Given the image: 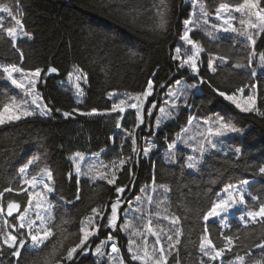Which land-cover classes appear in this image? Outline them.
I'll use <instances>...</instances> for the list:
<instances>
[{
    "label": "trees",
    "instance_id": "16d2710c",
    "mask_svg": "<svg viewBox=\"0 0 264 264\" xmlns=\"http://www.w3.org/2000/svg\"><path fill=\"white\" fill-rule=\"evenodd\" d=\"M204 2L214 12L220 0ZM11 3L19 5L25 29L32 34L33 39L17 42L24 53L23 64H20L19 54L11 48L10 42L0 41V63L20 64L26 71L54 66L58 73L44 75L39 84L45 103L53 109L51 117H29L0 126V190L8 186H19V167L32 156H40L41 160L37 165L30 166V171H39L47 166L53 172L56 191L51 194L50 199L55 205V222L68 220V223L62 225L66 229L64 235L68 237L64 240V248L78 240L81 221L91 215L93 208L109 205L116 198L114 186L104 181L93 184L81 176L80 184L77 185L75 175L69 180L68 173H74L69 157L77 151L88 156L101 154L102 158L110 157V161L114 152L125 157L132 155L131 164L125 166L117 180L118 185H128L124 194L127 200L139 194L143 186H151L153 178L157 187L160 184L169 186V212L181 217L183 229L178 264H197L200 259L198 244L204 227L202 219L195 212H186L185 207L206 210L225 184L238 183L241 179H248L249 191L264 200V176L258 173L259 167H264V115L240 112L209 87L211 84L231 92L253 80L249 75L250 69L231 67L233 63L246 64V60L242 59L246 50H241L239 44L232 49L231 35L212 39L202 31L191 32V36L206 49L200 57L199 72L207 83L200 84L199 90L190 98V107L182 108L175 122L168 123L159 130L157 140L161 149L150 158H145L142 151L138 157L134 156L131 138L122 135L124 126L134 128L135 112L127 113L128 116H133L131 123L126 119L127 115L124 116L120 128L116 127V117L121 115L107 113L113 103L108 99L111 92L139 94L146 89L147 81L152 79L154 92L148 100L158 104L175 81L195 79L190 69L179 68L180 61L173 59L185 30L184 21L193 12L192 3H188V0H168L170 11L166 33L149 30L155 22L154 0H11ZM130 9L140 13L137 26L129 25L122 14ZM4 23L8 26L14 22L9 18ZM130 49L137 53L134 59L128 58ZM256 49L258 54L253 63V69L257 72L255 81L261 92H264V72L259 69V53L264 52V41L258 40ZM209 53L226 55L229 63L222 64L213 74L207 68ZM216 64H220V61ZM75 66L82 68L88 76V82L84 85V98L79 104L76 103L74 93L62 85V81L68 78V73ZM161 84L164 87H160ZM6 96H17L20 99L21 93L7 80L0 79V102L5 101ZM74 107L82 111L95 108L105 112V115L87 117L74 114V117L64 118L62 112L71 111ZM148 107L149 103L146 109ZM258 107L264 111V100L258 99ZM57 108L61 112H56ZM154 114L150 117L145 115L146 125L149 121L153 122ZM213 115H225L243 132V136L236 135L226 140L228 153L210 151L199 173H193L182 166L186 164L189 152L177 146V163L167 164L162 154L163 148H167L166 140H175L177 134L187 127L191 116L204 120ZM140 135L141 132L136 140L137 146L142 149ZM237 148L241 150L239 159H236ZM128 167H131L134 175H128ZM213 179L216 180L215 184L210 183ZM77 189L79 200L75 199ZM160 191L164 195L163 190ZM9 197L21 202L22 209L26 207V194L5 193V199L0 202L6 206ZM68 201L72 202L66 203ZM107 214L105 213V217ZM237 215L229 219L233 230L241 227ZM208 223L211 238L220 245L222 241L218 239V232L229 230L220 229L218 222L215 225L213 221ZM107 231L118 238L122 253H126L124 236L119 231L112 232L106 228H101L100 234ZM240 234L243 238V230ZM55 239L54 237L50 242V246ZM99 242L100 238H93L92 249L87 255L80 257L77 264H96L92 250ZM244 255L245 249H234L225 255V264H232L238 256ZM262 255L264 254L258 249L253 251L254 257ZM41 259V256L25 255L27 264H33V261L40 264ZM170 264H177L176 257L170 260Z\"/></svg>",
    "mask_w": 264,
    "mask_h": 264
},
{
    "label": "snow or ice",
    "instance_id": "6c2138e0",
    "mask_svg": "<svg viewBox=\"0 0 264 264\" xmlns=\"http://www.w3.org/2000/svg\"><path fill=\"white\" fill-rule=\"evenodd\" d=\"M193 12L189 19L184 21L185 30L181 39L185 45L190 46V54L181 58V48L175 49V60H180L179 68L191 70L194 77H198L197 83L188 85L187 88H196L198 84L207 83L200 76L199 65L201 54L206 51L203 45L195 40L190 33L196 29L202 30L212 39H217L216 33H224L232 36V49L239 44L241 50H246V55L242 59L246 64L233 63V69L248 68L251 71L249 75L253 78L243 86H238L235 90L227 92L219 88L212 87V90L225 101H229L235 108L243 113H253L264 115V111L258 107V99L264 100V92L255 81L257 72L253 69L254 58L257 56V41H264V0H220L218 6L214 9V15L206 6L204 0H191ZM155 22L149 29L154 33H166L169 25V6L168 0H154L153 4ZM129 25L137 26L140 13L137 10L130 9L122 13ZM236 14H239L238 16ZM212 20L218 21L211 22ZM14 23L5 25V20L9 19ZM141 27H143L141 25ZM214 30V31H213ZM26 38L33 39L30 32L25 29L23 22V12L18 4H12L11 0H0V41L10 42L11 48L19 54L20 64L24 62V53L18 46V40ZM239 38V39H237ZM189 53L188 49H185ZM137 53L134 50L128 51V58L134 59ZM220 61V64H216ZM229 57L219 53H209L207 59V68L215 74L222 64H228ZM16 63H0V79H5L20 91L25 99H18L17 96H6L5 101L0 102V126L15 123L29 117H51L53 109L48 103L43 102V97L37 89V85L42 82L43 76L51 73H58V69L49 66L46 69L35 68L25 70ZM259 67L264 68V52L259 53ZM155 75V73L153 74ZM68 81L75 89L77 96L76 103H81L80 97L84 95L81 83L88 82L87 73L79 66H75L73 71L68 73ZM179 86L181 81H175ZM160 87H164L163 84ZM248 89L246 92L245 89ZM154 81L149 79L144 91L135 96H126L118 98V102H113L111 108L107 110L108 114H123L126 109L135 110V124L132 131L128 132L131 138V151L134 156H139L141 151L144 157L151 152L154 144L147 143L143 148L137 146L135 128L145 124V115L151 116L152 110L157 107L155 101H149L148 98L153 96ZM169 99L163 103L170 108H176V100L181 96L185 97V107H190L186 99V89L182 87L169 88L166 93ZM117 93L108 94V99L112 100ZM149 103L150 107L145 108ZM61 112V109H55ZM162 114L156 121L159 127L161 120L165 117H171L173 113L165 107L159 108ZM74 114L80 116L94 117L105 115L95 108L82 111L79 108H72L71 111H63L64 118L74 117ZM123 115L117 118L116 127L120 128V120ZM188 127H184L180 134H177L175 140L167 142V161L174 164L177 161V145L182 143L185 147L191 149L193 153H198L199 158L188 156L186 164L182 165L188 169L198 172L199 165L202 163L206 153L210 151L220 152V138L229 134L241 133V128L227 119L225 115H217L212 118H206L203 121L191 116L187 121ZM103 151V150H101ZM236 159H239L241 150L235 149ZM69 159L74 166V173H68L69 180L73 175L76 177V184H80V177L84 176L93 184L97 181H104L108 185L114 186L116 198L109 204L101 208H93L91 215L81 221L78 229V240L67 248H64V240L68 237L64 235L66 229L63 224L68 223L67 219H61L59 223L55 222L53 209L55 205L50 199L51 194L56 191L53 172L46 166L39 171L30 166L37 165L41 160L40 156H32L18 169L19 186H8L0 190V201L5 199V193L15 192L17 195L26 194V207L22 209L21 202L9 197L6 206L0 202V264H27L25 255L41 256L40 264H77L80 257L85 256L92 249V240L98 237L101 228H111L113 232L121 231L128 237L127 252L122 253L121 248L117 245L112 234L107 235V239L101 240L92 250V254L99 259L96 264H100L101 259L106 258V264H170V260L176 257L177 264L179 258V246L182 244L183 229L181 227V217L176 214H167L168 209L165 207V214L155 212L157 218L154 222L152 213L147 212L144 207L154 203L152 195L148 194L149 189L152 193L157 191L155 178L151 186L145 185L140 189V195L135 197L136 207L133 208V201L127 200L124 195L128 185H118L119 173L125 170L126 165H130L133 156L125 157L123 154L114 158L110 163L105 164L100 160L99 154L96 156L98 163L94 162L88 166L87 170H82L81 162L84 161V155L77 151ZM233 164V161H226ZM103 169V170H102ZM128 175L132 176L131 167L127 168ZM258 173L264 176V167H259ZM210 183L215 184L216 180ZM250 181L241 179L238 183L229 182L224 185L221 192L218 193L206 210L185 207L186 212H195L202 219L204 227L203 234L200 236L198 249L200 259L197 264H225L224 257L234 249H245L244 256H238L236 264H264V255L259 257L253 256V251L258 249L264 254V200L253 195L249 191ZM159 188L164 193H168L170 188L167 184H160ZM76 200L80 199L79 189L75 196ZM168 197L164 196V203ZM68 201L66 203H71ZM127 202L129 210L124 212V221L118 223L120 219V209ZM110 209V212L108 211ZM240 210L237 220L241 227L232 229L229 216L236 210ZM138 212L140 215L133 217L131 213ZM105 213H108L105 217ZM11 218V219H9ZM167 221V225H161L159 220ZM105 221V223H100ZM209 221L219 223L220 229L229 231H219L218 239L222 241L217 245L211 238L209 231ZM252 226H259L258 228ZM243 230V238L241 231ZM154 237V241H149L148 237ZM55 242L53 241V238ZM250 241V242H248ZM110 245V251H105ZM206 258V259H205ZM36 264V261H33Z\"/></svg>",
    "mask_w": 264,
    "mask_h": 264
},
{
    "label": "rangeland",
    "instance_id": "374dc122",
    "mask_svg": "<svg viewBox=\"0 0 264 264\" xmlns=\"http://www.w3.org/2000/svg\"><path fill=\"white\" fill-rule=\"evenodd\" d=\"M188 3H191V0H188ZM212 13H213V15H214V12H212ZM236 15L238 16L239 14H236ZM209 19H210L211 22L219 23L218 21H214V20H212V17H210ZM196 30H199V29H196ZM196 30H194V31H196ZM199 31H202V30H199ZM213 31H214V30H213ZM202 32H204V31H202ZM204 33H205V32H204ZM190 35H191V33H190ZM221 35H222V36H226V35H228V34H224V33H216V36H217V37H219V36H221ZM21 40H27V39L24 38V39H21ZM177 47L181 48V54H180V55H181V58H182V59L186 56V54H190V46L185 45V43H184V41H183L182 39L180 40V42H179V44H178ZM185 49H188V50H189V53H186V52H185ZM175 55H176V52H175ZM201 55H202V54H201ZM179 61H180V60H179ZM217 62H218V61H217ZM217 62H216V63H217ZM180 63H181V61H180ZM199 67H200V65H199ZM185 68L188 69L187 67H185ZM259 69H260L261 71L264 72V68L259 67ZM192 75H193V74H192ZM179 81H181V84H180L179 86H177L176 84H174V85H172L170 88H177V87L185 88V89H186V99H187V103L189 104V101H190V98H191L192 94H193L194 92H197V91L199 90V88H200V84H198L196 88H187V86H188V85H191V84H193V83H197V77H195V79L192 80V81H189V80H187V79H182V80H179ZM39 84H40V83H39ZM39 84L37 85V89H38V91L41 93V91L39 90ZM62 85H63V87L67 88L68 90H71V91L74 93V95H75V89H74L73 85H72L71 83H69L68 78H67L65 81H62ZM84 85H85V83H81V87H82V89H83V92H84ZM19 92H20V91H19ZM167 92H168V91H167ZM167 92H166V93H167ZM115 93H117V96H114V97H113V99H112L113 102H114V101H115V102H118V98H125L126 96H129V95H131V96H135V95H137V94L129 93V92H116V91H115ZM166 93L164 94V96H163L161 102L158 103V104L156 103L158 108H157V107L155 108V112H153L154 109L152 110V114L155 113V114H154V120H153V122L149 121V123H148L149 127H145L144 125H141L139 128H135V135H136V138L138 137L139 132H141L140 137L142 138V140H141L142 148H143V146H145L147 143H152V144H154V147L152 148L151 152H150L149 155H148L147 157H145V158H150L151 155H152L154 152H156L157 150L161 149V147L158 145L157 133H158L159 130L162 129L163 126H165L166 124H168V123H172V122H175L176 119L179 117L182 108H185V97H184V96H181L178 100H176V104L178 105V107H176V108H174V109H173V108H170L169 105H165V104L163 103V101H164L165 99H169V97H167ZM84 94H85V93H84ZM41 95H42V93H41ZM42 97H43V96H42ZM75 97H76V100H77V96H76V95H75ZM83 98H84V95H83L82 97H80L79 99H81V101H83ZM20 99H25V98L22 96V94H21V96H20ZM43 102L45 103L44 98H43ZM81 103H82V102H81ZM146 106H147V103L145 104V108H146ZM160 107H165V108H167L169 111H171V112L173 113V115H172L171 117H165V118H163V119L161 120V123H160L159 127H157V126H156V121H157V119L160 118L161 115H162V114L160 113V111H159V108H160ZM130 111L135 112V110H133V109H126V111H125L123 114H120V113H117V114H119V115H123V118H124V116H126L127 113H130ZM215 116H217V115H213V116H211L210 118L215 117ZM118 117H119V116H118ZM118 117H116V119H117ZM126 119H128L129 123H131V122L133 121V116H132V115H129V116L127 115V116H126ZM197 119H198V118H197ZM122 120H123V119L120 120V124H121ZM198 120L203 121V119H198ZM135 123H137L136 120H135ZM121 126H122V124H121ZM143 127H144V128H143ZM187 127H188V125H187ZM130 131H132V129H129V126H124V128H123V134H122V135H123L125 138H129V137H128V132H130ZM236 135L243 136V132L238 133V134H229V135L226 136V137L220 138V142H219V144H220L221 151H223V152H225V153H228V151L226 150V140H227L228 138H231V137L236 136ZM124 144H127V141H124ZM178 144H179V143H178ZM177 146H179V148H181V149H184V150L188 151V152H189L188 156H195V157L199 158V154H198V153H193V152L191 151V149L185 147L182 143H180V144L177 145ZM163 149H164V150H163V153H162V154H163V157H164L165 162H166L167 164H169V165H175V164L177 163V161H176V163H174V164H170V163H168V161H167V155H166V149H167V148H163ZM132 154H133V153H132ZM142 154H143V153H142ZM207 154H208V153L205 154L202 163L199 165V169H200L201 166L203 165L204 159H205V157L207 156ZM83 155H84V154H83ZM100 155H101V154H100ZM100 155H99L100 160H103V162H104L105 164L110 163V157L102 158ZM119 155H120V154H119L118 152H114V154L112 155V159H111V160H113L114 158H117ZM96 156H97V155H91V156L84 155L85 159H84V161L81 162V168H82V170H85V171H86L89 165H91V164L94 163V162L98 163V161L96 160ZM188 156H187V157H188ZM102 170H103V169H102ZM189 170L192 171L193 173H199V171L196 172V171H193V170H191V169H189ZM143 187H144V186H143ZM143 187H142V188H143ZM160 189H161V188H159V186H158V187H157V191H156L155 193H152L151 190L149 189L148 194H150V195L153 196V198H154V203H153L152 205H147V203L145 202V204H144V207H145V209H146V214H145V215H147V212H151V213H152V218H153L154 222H155L156 219H157V218L155 217V212L159 211V212H161V214L163 215V214H165V212H164L165 207H167V209H168L167 214L171 215L170 212H169V208H168V200L165 201L164 203H160L161 201H164V196H165V195H166L167 197L169 196V192H168V193H164V192H163V193H164V195H163L162 192L160 191ZM162 190H163V189H162ZM140 194H141V193H139V194H137V195H140ZM137 195H136V196H137ZM136 196H135V197H136ZM50 197H51V196H50ZM135 197L129 200V201H133V205H132L133 208H135V207L137 206V205H136V202H135ZM125 210H129V205H128L127 202L124 203L123 206H122V208L120 209V219H119L118 223H122V222L124 221V219H125V217H124V212H125ZM239 211H240L239 209L236 210V212H234L232 215L229 216V219H230L231 217H233V216H236V215H237V212L239 213ZM131 215H132L133 217H135V216L140 215V213H138V212H133V213H131ZM102 222H103V221H100V223H102ZM159 223H160L161 225H167V224H168L167 221H164V220H162V219L159 220ZM106 229H108L109 231H112V232H113V230H112L111 228H106ZM119 232H120V233L124 236V238L126 239V249H127L128 237H127L123 232H121V231H119ZM108 234H110V233H108V231H107V232H103L102 234H100V232H99L98 238H100V241H101V240H105V239H107V235H108ZM94 238H95V237H94ZM114 238H115V240H116L117 245L119 246L118 238H116V237H114ZM148 239H149V241H154L155 238L150 236V237H148ZM99 243H100V242H99ZM119 247H120V246H119ZM105 251H106V252H107V251H110V245H109L108 248H106ZM94 256H95V255H94ZM95 258H96V260L99 259L97 256H95ZM236 261H237V260H236ZM236 261H235L234 263H232V264H236ZM100 264H106V258H105V259H101V260H100Z\"/></svg>",
    "mask_w": 264,
    "mask_h": 264
},
{
    "label": "bare ground",
    "instance_id": "6f19581e",
    "mask_svg": "<svg viewBox=\"0 0 264 264\" xmlns=\"http://www.w3.org/2000/svg\"><path fill=\"white\" fill-rule=\"evenodd\" d=\"M158 153V152H157ZM156 154V153H155Z\"/></svg>",
    "mask_w": 264,
    "mask_h": 264
}]
</instances>
